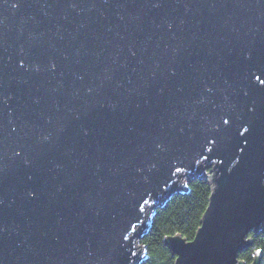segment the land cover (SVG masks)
<instances>
[{
  "label": "water",
  "instance_id": "95a60500",
  "mask_svg": "<svg viewBox=\"0 0 264 264\" xmlns=\"http://www.w3.org/2000/svg\"><path fill=\"white\" fill-rule=\"evenodd\" d=\"M256 76L264 0H0V264H139L194 177L201 227L165 247L245 264L264 228Z\"/></svg>",
  "mask_w": 264,
  "mask_h": 264
},
{
  "label": "trees",
  "instance_id": "16d2710c",
  "mask_svg": "<svg viewBox=\"0 0 264 264\" xmlns=\"http://www.w3.org/2000/svg\"><path fill=\"white\" fill-rule=\"evenodd\" d=\"M210 196L209 181L194 177L186 184L184 191L174 193L156 208L149 219L148 230L140 241L144 257L139 264H175L164 240L181 235L188 242L193 241L209 206ZM258 252H262L264 262V228L254 238L253 246L240 254L239 260L252 264Z\"/></svg>",
  "mask_w": 264,
  "mask_h": 264
},
{
  "label": "rangeland",
  "instance_id": "374dc122",
  "mask_svg": "<svg viewBox=\"0 0 264 264\" xmlns=\"http://www.w3.org/2000/svg\"><path fill=\"white\" fill-rule=\"evenodd\" d=\"M207 172V179H209V177L211 176L210 174H209V171H206ZM186 184H187V182L185 181V180H182L180 183H179V187L178 188H185L186 189ZM147 226H149V221H147ZM148 230V229H147ZM139 244H140V242H139ZM144 257V251H143V253L141 254V260H142V258Z\"/></svg>",
  "mask_w": 264,
  "mask_h": 264
},
{
  "label": "snow or ice",
  "instance_id": "6c2138e0",
  "mask_svg": "<svg viewBox=\"0 0 264 264\" xmlns=\"http://www.w3.org/2000/svg\"><path fill=\"white\" fill-rule=\"evenodd\" d=\"M255 79L258 80L262 85H264V80H260V77L259 76H256ZM224 123L227 124L228 121L225 120ZM243 131L244 132H248L249 131V128L246 127V128L243 129Z\"/></svg>",
  "mask_w": 264,
  "mask_h": 264
},
{
  "label": "flooded vegetation",
  "instance_id": "af4514ba",
  "mask_svg": "<svg viewBox=\"0 0 264 264\" xmlns=\"http://www.w3.org/2000/svg\"><path fill=\"white\" fill-rule=\"evenodd\" d=\"M258 253H261V262H260V264H264V262H263V254H262V252H258ZM257 254V253H256ZM256 254H255V256H256ZM254 256V257H255ZM254 261V260H253Z\"/></svg>",
  "mask_w": 264,
  "mask_h": 264
},
{
  "label": "bare ground",
  "instance_id": "6f19581e",
  "mask_svg": "<svg viewBox=\"0 0 264 264\" xmlns=\"http://www.w3.org/2000/svg\"><path fill=\"white\" fill-rule=\"evenodd\" d=\"M179 187V186H178Z\"/></svg>",
  "mask_w": 264,
  "mask_h": 264
}]
</instances>
